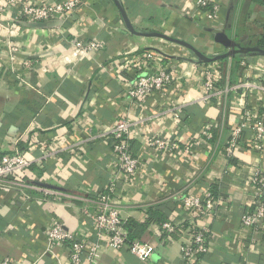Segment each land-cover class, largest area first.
<instances>
[{"label": "crops", "instance_id": "1", "mask_svg": "<svg viewBox=\"0 0 264 264\" xmlns=\"http://www.w3.org/2000/svg\"><path fill=\"white\" fill-rule=\"evenodd\" d=\"M60 1L34 0L46 6ZM84 1L85 6L67 19L22 20L14 32L9 29L13 10L1 16L0 154L19 150L36 159L50 143L78 142L121 117L135 122L161 109L172 111L133 126L128 145L138 165L130 182L119 174L108 147L95 140L68 156L33 163L18 178L23 187H0V260L67 264L69 242H48V229L57 220L74 236L92 242L94 226L82 211L89 204L86 196L104 191L113 180L119 186L114 196L122 220L146 223L135 240L147 245L150 257L140 259L126 246L106 248L95 264H183L180 247L187 236L182 231L162 233L161 225L168 220L186 225L190 214L181 198H202L210 188L216 194V207L213 214L199 216L211 237L208 253L198 264H264V230L241 223L254 196L251 178L264 171V144L253 145L252 132L245 129L233 153L224 152L229 132L244 121V111L252 115L264 111V94L241 88L202 101L206 69H216L219 88L243 80L264 83V58L235 55L200 62L182 45L129 33L112 0ZM139 1V11H126L136 30L161 32L197 49L224 28L230 1L235 3L231 16L235 21L240 18L246 24L257 14L264 15V0H224L212 22L203 8L183 9L187 2L198 0ZM93 38L102 41L103 48L91 58L61 61L72 51L73 41ZM13 42L18 50L11 52ZM147 50L154 52L151 62L142 58ZM146 65L173 71L176 78L161 92L131 103L127 89ZM204 130L211 137L203 136ZM153 136L176 140L178 149L158 151L147 143ZM41 187L74 198L56 201L44 196ZM159 211H166L167 220H156ZM80 264L92 263L83 258Z\"/></svg>", "mask_w": 264, "mask_h": 264}, {"label": "built area", "instance_id": "2", "mask_svg": "<svg viewBox=\"0 0 264 264\" xmlns=\"http://www.w3.org/2000/svg\"><path fill=\"white\" fill-rule=\"evenodd\" d=\"M85 6L84 0H61L53 6L39 5L34 0H3L0 4V18L13 10L10 17L9 29L14 32L18 23L22 20L28 22H47L54 18L63 17L67 19L70 15ZM224 6V0H198L195 4L187 2L183 9L195 10L205 9V17L212 22L218 19L220 9ZM2 16V17H1ZM72 51L62 57L61 61L72 63L82 58H91L93 54L103 48V43L97 38L89 40L73 41ZM11 52L18 50L17 43H10ZM151 50L143 53L144 61L151 62L153 59ZM15 57L11 55L13 60ZM135 61H133L134 63ZM27 65V62H24ZM134 68H138L136 65ZM47 69V68H44ZM115 77L117 75L115 74ZM176 78V73L166 68L153 70L150 65H146L140 74H138L130 87L127 89V99L132 103L151 96L156 92H161L164 88L171 85ZM218 74L215 68H208L204 72L205 94L202 101L210 98H222L230 92L241 88L248 91H258L264 94V83L256 81H237L231 85L219 88L217 86ZM171 108L161 109L150 118H139L138 121H130L124 117L119 118L112 126L101 129L95 134L90 133L87 138L74 143L59 144L53 142L48 144L39 158H32L25 153L15 150L12 153L0 154V187L18 188L23 187L18 180L22 174L35 162L49 161L57 159L60 155H69L77 152L78 149L85 148L86 143L95 140L103 142L113 156L115 167L124 181L130 182L134 177L138 160L129 149L128 141L132 133V128L136 123L152 121L158 117L171 113ZM244 121L236 125L228 134L224 152L227 156L231 155L236 147L242 141V133L245 129L252 132V143L255 146L264 144V111L252 115L249 110L243 114ZM203 136L211 137L209 131L204 130ZM149 146L168 152L178 149L176 140L166 141L163 138L153 136L147 140ZM251 184L254 189V196L250 202V208L241 216V223L245 227L264 230V171H256L251 178ZM119 186L115 181L109 182L106 189L95 194H88L86 201L89 203L83 208L85 214L92 222L95 230V239L87 243L85 239L76 237L68 232L64 225L59 221H54L47 231V240L53 244H63L69 242L68 263L80 264L85 258L92 264L97 263L100 252L106 248L120 250L127 247L128 250L140 259L147 260L150 257V251L144 243L134 240L128 242L127 232L123 228V220L119 211V200L115 198ZM44 196H48L56 201L62 199H71L66 193L54 190L48 187L39 188ZM182 206L189 212L190 219L186 225H176L172 220H168L161 225V232L171 234L182 231L187 236V241L181 245V257L183 264H198L199 261L208 253L210 231L207 226L199 222V216L210 215L214 213L216 199L212 197L211 191L206 190L202 198L193 195H184L181 198ZM253 246V244H251ZM0 264H18L9 257L0 260Z\"/></svg>", "mask_w": 264, "mask_h": 264}, {"label": "water", "instance_id": "3", "mask_svg": "<svg viewBox=\"0 0 264 264\" xmlns=\"http://www.w3.org/2000/svg\"><path fill=\"white\" fill-rule=\"evenodd\" d=\"M112 1L118 8L120 15L123 19L125 28L129 33L136 35V36H142V37H159V38L177 43L179 45H182L188 48L200 62L208 63L211 61H217L220 59L233 57L235 55L259 54V55L264 56V47L260 48L257 46L239 45L234 39H232L229 36L228 32L226 31L227 29H230L231 27V23L229 22V19L231 18L234 8H235L234 1H230L227 5L224 29L216 31L213 34V41L216 44L221 45V47L224 49V52L216 54L215 56H212V57L207 56L206 54H204L203 52H201L200 50L195 48L193 45H191L189 42L183 39L173 38L161 32H144V31L136 30L133 24L130 22L120 1L119 0H112Z\"/></svg>", "mask_w": 264, "mask_h": 264}, {"label": "rangeland", "instance_id": "4", "mask_svg": "<svg viewBox=\"0 0 264 264\" xmlns=\"http://www.w3.org/2000/svg\"><path fill=\"white\" fill-rule=\"evenodd\" d=\"M256 16V14H255ZM258 18L254 20H248L246 24L241 25L240 28L227 29L229 36L234 39L239 45L243 46H257L262 47L264 45V15L257 14ZM235 18V17H234ZM239 27V26H238ZM224 29V28H223ZM222 29V30H223ZM213 38V36H212ZM210 43H203L198 50L203 52L209 57L215 56L216 54L224 52L221 45L216 44L213 39ZM193 55V53H191ZM249 55V54H247ZM194 56V55H193ZM255 57H263V55H252ZM215 62V61H211Z\"/></svg>", "mask_w": 264, "mask_h": 264}, {"label": "trees", "instance_id": "5", "mask_svg": "<svg viewBox=\"0 0 264 264\" xmlns=\"http://www.w3.org/2000/svg\"><path fill=\"white\" fill-rule=\"evenodd\" d=\"M122 7L124 8L125 12L126 11H135L140 9L141 7V3L139 0H122ZM142 13V11H141ZM229 22L231 23V27L236 26V28H240L241 25H243L242 23V19H238L237 21H235L234 19L230 18ZM239 26V27H238ZM212 197L215 198L216 194L214 193V191L212 190V188H210ZM160 214H158V219H156L157 221L161 222L162 220H167L168 218V214L162 211H159ZM151 216H154V214H152ZM146 224V223H145ZM145 224L144 223H139L137 221H134L132 219L123 221V228L126 230L127 232V238H128V242L134 241L137 238H140L142 232L145 229Z\"/></svg>", "mask_w": 264, "mask_h": 264}, {"label": "flooded vegetation", "instance_id": "6", "mask_svg": "<svg viewBox=\"0 0 264 264\" xmlns=\"http://www.w3.org/2000/svg\"><path fill=\"white\" fill-rule=\"evenodd\" d=\"M263 47H264V45H263Z\"/></svg>", "mask_w": 264, "mask_h": 264}]
</instances>
